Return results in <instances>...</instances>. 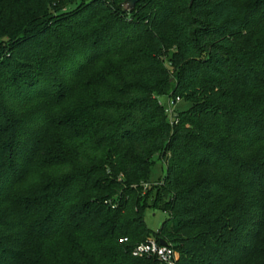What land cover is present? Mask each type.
<instances>
[{
    "label": "trees",
    "instance_id": "1",
    "mask_svg": "<svg viewBox=\"0 0 264 264\" xmlns=\"http://www.w3.org/2000/svg\"><path fill=\"white\" fill-rule=\"evenodd\" d=\"M128 1L0 0V264H264V0Z\"/></svg>",
    "mask_w": 264,
    "mask_h": 264
},
{
    "label": "built area",
    "instance_id": "2",
    "mask_svg": "<svg viewBox=\"0 0 264 264\" xmlns=\"http://www.w3.org/2000/svg\"><path fill=\"white\" fill-rule=\"evenodd\" d=\"M179 97H176L174 100L171 98L167 99L166 102V111L169 113L170 123L176 122V118L173 115V108L176 103L179 102ZM152 184L149 182L143 183L142 187L148 188ZM126 238L119 239L120 242H124ZM133 256H151L155 257L161 264H175L178 258L177 252L174 248L169 245H161L159 242L155 241L153 238L146 240L145 242L139 243L132 250Z\"/></svg>",
    "mask_w": 264,
    "mask_h": 264
},
{
    "label": "rangeland",
    "instance_id": "3",
    "mask_svg": "<svg viewBox=\"0 0 264 264\" xmlns=\"http://www.w3.org/2000/svg\"><path fill=\"white\" fill-rule=\"evenodd\" d=\"M131 0L128 1L127 7L130 6ZM160 102L162 105L166 108V98L161 97ZM189 107V103L182 102L180 100L176 105L174 106V113H177L178 111L185 110ZM165 169L164 162L160 159L158 155H155L152 158V162L150 165V172L148 181L150 184L157 183L160 178L162 177V174ZM169 218V215L167 212L163 211L161 208H146L144 212V221L148 228L151 230L157 231L161 224ZM150 238H147V240ZM178 254V253H177Z\"/></svg>",
    "mask_w": 264,
    "mask_h": 264
},
{
    "label": "water",
    "instance_id": "4",
    "mask_svg": "<svg viewBox=\"0 0 264 264\" xmlns=\"http://www.w3.org/2000/svg\"><path fill=\"white\" fill-rule=\"evenodd\" d=\"M136 0H131V5H130V7L133 5V3L135 2ZM159 243L161 244V245H166L167 243L164 241V240H160L159 241Z\"/></svg>",
    "mask_w": 264,
    "mask_h": 264
}]
</instances>
